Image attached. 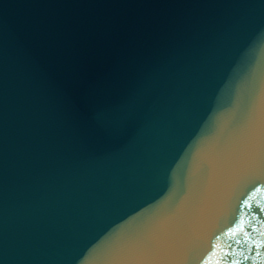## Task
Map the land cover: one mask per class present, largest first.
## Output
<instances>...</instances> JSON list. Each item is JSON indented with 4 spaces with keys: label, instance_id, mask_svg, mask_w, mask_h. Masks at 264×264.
<instances>
[{
    "label": "water",
    "instance_id": "water-1",
    "mask_svg": "<svg viewBox=\"0 0 264 264\" xmlns=\"http://www.w3.org/2000/svg\"><path fill=\"white\" fill-rule=\"evenodd\" d=\"M257 243L264 0H0V264H260Z\"/></svg>",
    "mask_w": 264,
    "mask_h": 264
},
{
    "label": "snow or ice",
    "instance_id": "snow-or-ice-1",
    "mask_svg": "<svg viewBox=\"0 0 264 264\" xmlns=\"http://www.w3.org/2000/svg\"><path fill=\"white\" fill-rule=\"evenodd\" d=\"M245 206L251 207V205L248 204L247 201H245ZM233 231H242V228H241L239 225H237V228H236L235 230H229V235H231V234L233 233ZM255 247H256L257 249H259V248H261V247H264V244L257 243V244L255 245ZM256 257H257V258H260V257H261V253H260V251H256ZM245 259H248V257H245ZM233 264H240V262H239V261H233ZM260 264H264V261H260Z\"/></svg>",
    "mask_w": 264,
    "mask_h": 264
}]
</instances>
